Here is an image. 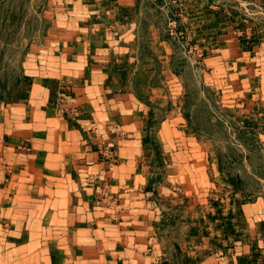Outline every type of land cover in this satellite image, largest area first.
<instances>
[{
    "label": "rangeland",
    "instance_id": "obj_1",
    "mask_svg": "<svg viewBox=\"0 0 264 264\" xmlns=\"http://www.w3.org/2000/svg\"><path fill=\"white\" fill-rule=\"evenodd\" d=\"M208 161L264 194V0H0V255L88 264L142 178L215 192Z\"/></svg>",
    "mask_w": 264,
    "mask_h": 264
},
{
    "label": "crops",
    "instance_id": "obj_2",
    "mask_svg": "<svg viewBox=\"0 0 264 264\" xmlns=\"http://www.w3.org/2000/svg\"><path fill=\"white\" fill-rule=\"evenodd\" d=\"M170 125L171 119L164 117L158 133L166 137ZM135 144L142 151L144 148L148 151V145L141 138ZM161 144L158 151H162ZM167 159L164 164L172 168L171 158ZM204 166L216 168L218 177L206 176L200 188L211 186L215 192L197 188L193 191V187L186 188L184 194L174 192L172 171L157 181L142 178L136 186L139 190L134 193V212L129 211L134 215L130 217L134 223L125 225L115 220L118 224L110 223L103 229L104 232L108 231L107 227L114 230L113 236L93 234L88 245L80 246L79 239L75 240L74 249L80 246L86 256H94L87 260L88 264H264V194L243 191L241 177L224 175L223 163L209 164L208 161ZM247 196L252 200L247 201ZM74 200H78L77 195ZM88 230L92 233V229ZM27 243H11V257L0 255V264L35 263H30V257L20 252ZM48 243L42 241L38 247L46 248ZM55 262V257L46 256L37 264Z\"/></svg>",
    "mask_w": 264,
    "mask_h": 264
}]
</instances>
